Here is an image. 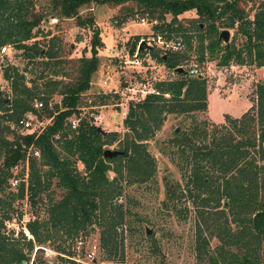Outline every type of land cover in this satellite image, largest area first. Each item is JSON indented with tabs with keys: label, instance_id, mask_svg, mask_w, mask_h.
<instances>
[{
	"label": "trees",
	"instance_id": "obj_1",
	"mask_svg": "<svg viewBox=\"0 0 264 264\" xmlns=\"http://www.w3.org/2000/svg\"><path fill=\"white\" fill-rule=\"evenodd\" d=\"M90 4H126L125 13L157 20L153 32L168 41L173 35L180 36L189 50L191 37L187 33L194 31L199 61L206 56L218 67L232 63L264 67V0H51L49 16L30 10V0H0V49L10 45L21 50L28 62L51 68L50 62L56 59L54 39L49 32L39 34L41 22L49 18L74 19L77 27L94 28V18L79 15V10ZM245 5H250L249 9ZM189 11H195L198 19L192 20V29L186 31L178 16ZM168 15L171 20L166 23ZM223 30L234 31L233 41L243 39L240 47L225 44L219 37ZM38 34L41 40L49 38L47 47L40 46ZM134 40L131 55L140 38L134 36ZM90 45L91 56L76 61L77 81L61 85L57 93L60 105L55 104L52 110L45 107L38 114L51 119L38 135H14L9 123H16L26 113H37L32 107L33 99L46 102L47 97L35 85L28 87L22 75H9V71L4 74V79L11 82L12 100L0 92V194L7 189L15 199L25 198L30 208L42 207L47 217L29 220L19 238L9 237L4 233L5 222L12 219L14 212L10 204L8 208L2 205L0 197V264L29 262L35 248L41 252L61 237H77L93 226L99 230L101 250L112 260L119 243V227L130 228V215L118 201L123 184H143L155 176L157 163L148 142L168 116L180 118L182 124L188 122L184 128L179 126L167 151L162 148L161 152L179 172L190 198L199 202L195 214L196 264H264V81L256 85L255 106L240 119H230L214 131L207 121L196 118L207 111L206 80L184 73L177 74L172 82L156 83L158 94L130 103L122 135L100 133L93 120L86 118H80L78 126L71 129L68 120L79 116L81 95L89 90L99 66L97 50L103 47L100 30L92 31ZM150 54L169 71L188 59L186 51L158 55L154 49ZM37 77L42 79L43 72ZM47 83L60 85V81ZM107 98L100 97V106L107 105ZM115 143L122 155L104 158L105 148ZM31 147L39 158H27ZM27 160V176L12 175ZM78 163L83 166V174ZM109 173H113L112 179ZM14 180L17 185L13 188ZM177 184L165 181L167 202L179 189ZM57 190L59 199L55 197ZM23 230L31 236L29 239ZM212 239L217 241L213 249ZM57 250L63 264H84L76 263L61 246Z\"/></svg>",
	"mask_w": 264,
	"mask_h": 264
},
{
	"label": "rangeland",
	"instance_id": "obj_2",
	"mask_svg": "<svg viewBox=\"0 0 264 264\" xmlns=\"http://www.w3.org/2000/svg\"><path fill=\"white\" fill-rule=\"evenodd\" d=\"M30 1L32 3L30 10L49 16L51 0ZM125 6L127 5L110 7L90 4L81 8L79 15L83 18L87 16L94 18V28L77 27L74 19H44L40 24L39 34L50 33L49 37L54 39L52 44L56 52V59L50 62L51 68L44 69L35 62H28L24 59L21 50L9 45V54L0 56V92L3 97L12 100L11 82L4 79V74L9 71V75L14 76L16 73L22 75L28 87L35 85L42 96L45 95L53 103L58 102L61 97L57 93L61 85L77 81L76 61L82 56H91L92 31L98 29L103 43V47L97 50L99 66L92 75L89 90L81 95L79 116L83 119H92L93 124L105 133L124 134L125 129L122 123L130 103L135 104L143 100L148 91L156 88V83L165 82L171 76V72L163 64L151 57L150 52L157 50L156 46L150 50L146 41L139 52L142 61L140 65L127 63L133 62L130 49L135 42L134 36L146 40L153 32V27L142 25L138 14L125 13ZM244 7L249 9L250 5ZM142 16L149 19L147 15ZM195 19H198L195 11L178 16V21L182 23L186 31L192 29L190 26ZM170 20L171 17L168 15L166 23ZM229 33V44L234 43L236 47H240L243 39L233 41L234 31L229 30ZM39 34L37 40H41ZM187 34L191 37V49L186 48L180 36L173 35L171 45L180 41L181 47L171 51L180 53L186 51L188 59L182 65L186 67L197 65L202 73L201 77L206 80L207 111L196 118L207 121L209 129L214 131L217 127L228 124L230 119H240L255 106L256 85L264 81V67L257 68L253 65L236 63L228 67H218L216 61H209L206 56L204 60L199 61L195 32ZM46 39L41 40L40 46L47 47L50 44ZM137 50L138 48L134 53ZM164 53L166 52L159 50L158 55ZM40 71L43 72L42 79L37 77ZM54 71L56 75L53 74ZM50 80L60 81V85H49L47 82ZM52 90L56 91L51 95L45 94ZM141 90L144 92L141 93ZM101 96L108 97L107 105L100 106ZM36 99H33L32 103ZM25 115L32 119L37 117V113L32 112ZM185 124L188 125V122L182 124L180 118L168 116L160 131L148 142L149 152L157 163L155 176L143 184H123L122 196L118 201L130 215L127 220L130 222V228L119 227L117 231L119 243L115 251L116 256L112 260H108V256L101 250L99 230L95 226L90 229L91 231L79 233L77 237H61L55 244L46 245L41 252H36L35 248L30 254V260L33 259L35 264H63L57 250L61 246L67 255L76 260V263L79 261L85 264L119 262L123 264H196L197 219L195 214L198 212L199 202L190 198L179 172L170 159L161 152L162 148L167 151L169 140L173 134L180 131L179 126L182 125L184 128ZM9 125L14 135H20V129L15 126V122H10ZM105 149L119 150L120 147L118 143H115ZM35 152L34 147L29 148L27 158L34 157ZM1 164L0 159V166ZM25 164L26 162L20 163V168L13 170L12 175H26L29 167ZM77 168L83 174V166L80 163L77 164ZM113 177V173H109V178ZM166 180L173 181V184L177 182L176 186L179 187L169 202L166 199L164 185ZM10 193L6 189L0 194L2 205L8 208L7 205L10 204L14 212L12 219L5 222L4 233L9 237L19 238L26 222L35 218L46 220L47 215L42 207L30 208L25 198L18 200ZM59 193L58 191L56 199L60 198ZM145 228L151 229L152 233L146 235ZM23 231L29 239L31 236L26 230ZM216 244L215 239L210 240L211 249ZM90 252L93 253L92 262L87 256Z\"/></svg>",
	"mask_w": 264,
	"mask_h": 264
},
{
	"label": "built area",
	"instance_id": "obj_3",
	"mask_svg": "<svg viewBox=\"0 0 264 264\" xmlns=\"http://www.w3.org/2000/svg\"><path fill=\"white\" fill-rule=\"evenodd\" d=\"M138 18H139L140 23L142 25H148V26H151V27H154V26L158 25L157 20H150V19H147V17H144L142 15H138ZM171 40L168 41L161 34H159V33L157 34L155 32H152L149 38H147L146 40L140 39L139 42L146 41V43L151 48L153 47V49H154V46H156L158 52H159V50H161L163 52H168V51H171V50H178V48L181 47V42L178 41V42L173 43L171 45ZM9 52H10V47L9 46H4V47H2L0 49V56H2L4 54H9ZM139 55H140V53L137 51L132 56L133 57V60H132L133 62H127V63H129V64L133 63L136 66L140 65V61H141L140 59L141 58H140ZM177 68H182L184 70L185 76H188L190 78H198L199 76H202L201 75L202 73H201V71H200V69L198 68L197 65H194L192 67H186L184 65H181V66H178ZM170 72H171V76L168 77L165 80V82H172L177 77V73L175 72V70H172ZM140 92L143 93L144 90H141ZM149 94H158V92H157V90L155 88L154 89L152 88L150 91H148L146 93V95H149ZM60 103H61V98L59 99L58 102H55V103H53L50 99H48L46 102L43 101V100H39V99L34 100V102L32 103V107L37 111V117L35 116V119H32L29 116L24 115L26 117L23 116L22 118H20L15 123V126L20 129V133L19 134H21V135H30V134L38 135V134H40L44 130V128L48 124H50L51 119L47 120V119H45L44 117H41L38 114H40L45 109V107L48 108L49 110H52L55 104L60 105ZM29 113H31V112H29ZM29 113H26V114H29ZM80 118H81L80 116H77V117L70 118L68 120L69 126H70L71 129H75L78 126ZM34 156L36 158H39V153L35 152ZM27 166H28V163H26V167ZM17 168H20V166H18ZM26 176H27V173H26L25 177ZM16 185H17V180H14L12 182V187L14 188ZM92 255H93L92 252H90L87 255L88 258L91 259V262L93 260V256ZM77 262L79 263V261H77ZM32 263H33V259L30 260L29 262H25L24 261L21 264H32ZM81 263H84V262H81Z\"/></svg>",
	"mask_w": 264,
	"mask_h": 264
},
{
	"label": "water",
	"instance_id": "obj_4",
	"mask_svg": "<svg viewBox=\"0 0 264 264\" xmlns=\"http://www.w3.org/2000/svg\"><path fill=\"white\" fill-rule=\"evenodd\" d=\"M229 36H230V33L229 31L227 30H223L221 31L219 37L220 39L226 44V43H229ZM145 45V42L142 41L139 46H138V52L141 51L142 47ZM151 49V47H148ZM175 72L177 74H183L184 73V70L182 68H176L175 69ZM198 78H201V76H199ZM98 132L100 133H104V131L98 127ZM119 155H122V152L118 151V150H110V149H105L104 152H103V156L104 158H108V159H112V158H116L117 156ZM145 233L146 235H150L152 233V230L151 229H148V228H145Z\"/></svg>",
	"mask_w": 264,
	"mask_h": 264
}]
</instances>
